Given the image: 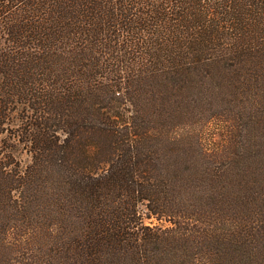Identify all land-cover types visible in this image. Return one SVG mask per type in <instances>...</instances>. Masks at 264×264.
Returning <instances> with one entry per match:
<instances>
[{
    "label": "trees",
    "instance_id": "trees-1",
    "mask_svg": "<svg viewBox=\"0 0 264 264\" xmlns=\"http://www.w3.org/2000/svg\"><path fill=\"white\" fill-rule=\"evenodd\" d=\"M4 133L0 264H264V0H0Z\"/></svg>",
    "mask_w": 264,
    "mask_h": 264
},
{
    "label": "rangeland",
    "instance_id": "rangeland-1",
    "mask_svg": "<svg viewBox=\"0 0 264 264\" xmlns=\"http://www.w3.org/2000/svg\"><path fill=\"white\" fill-rule=\"evenodd\" d=\"M212 136V137H211ZM211 136L206 135V142L208 145L211 144V141L220 142L222 139L221 132H214ZM211 139V141L209 140ZM1 143L6 142L5 144V151L11 152L14 158L20 163L21 166H25L30 162V154L26 150V146L20 143L14 136L4 133L0 135ZM138 212L142 219L143 224L145 225H156L158 221L153 217L150 216L145 209V206L140 204L138 205ZM163 224V223H161Z\"/></svg>",
    "mask_w": 264,
    "mask_h": 264
}]
</instances>
